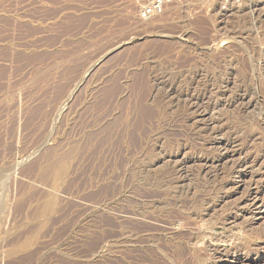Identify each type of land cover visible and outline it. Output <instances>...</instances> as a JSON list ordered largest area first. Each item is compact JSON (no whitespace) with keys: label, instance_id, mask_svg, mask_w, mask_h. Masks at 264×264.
<instances>
[{"label":"rangeland","instance_id":"obj_1","mask_svg":"<svg viewBox=\"0 0 264 264\" xmlns=\"http://www.w3.org/2000/svg\"><path fill=\"white\" fill-rule=\"evenodd\" d=\"M140 3L0 0V264H264V0Z\"/></svg>","mask_w":264,"mask_h":264},{"label":"built area","instance_id":"obj_2","mask_svg":"<svg viewBox=\"0 0 264 264\" xmlns=\"http://www.w3.org/2000/svg\"><path fill=\"white\" fill-rule=\"evenodd\" d=\"M181 0H141L139 5V16L141 19H149L164 14L170 7ZM208 1V0H200ZM244 0H221L223 8L231 4H241Z\"/></svg>","mask_w":264,"mask_h":264},{"label":"bare ground","instance_id":"obj_3","mask_svg":"<svg viewBox=\"0 0 264 264\" xmlns=\"http://www.w3.org/2000/svg\"><path fill=\"white\" fill-rule=\"evenodd\" d=\"M146 113H148V111H146Z\"/></svg>","mask_w":264,"mask_h":264}]
</instances>
